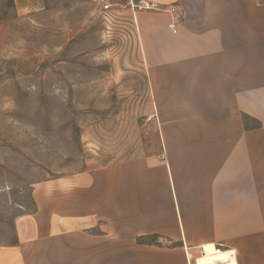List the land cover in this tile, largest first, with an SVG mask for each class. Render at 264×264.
<instances>
[{
    "label": "crops",
    "instance_id": "obj_1",
    "mask_svg": "<svg viewBox=\"0 0 264 264\" xmlns=\"http://www.w3.org/2000/svg\"><path fill=\"white\" fill-rule=\"evenodd\" d=\"M93 1L142 61L159 150L33 189L0 264H264V0Z\"/></svg>",
    "mask_w": 264,
    "mask_h": 264
},
{
    "label": "rangeland",
    "instance_id": "obj_2",
    "mask_svg": "<svg viewBox=\"0 0 264 264\" xmlns=\"http://www.w3.org/2000/svg\"><path fill=\"white\" fill-rule=\"evenodd\" d=\"M108 12L41 0L21 14L0 0V243L33 189L159 150L142 61Z\"/></svg>",
    "mask_w": 264,
    "mask_h": 264
},
{
    "label": "built area",
    "instance_id": "obj_3",
    "mask_svg": "<svg viewBox=\"0 0 264 264\" xmlns=\"http://www.w3.org/2000/svg\"><path fill=\"white\" fill-rule=\"evenodd\" d=\"M145 5L148 6V4H145ZM102 7H103V10L106 12V11H108L110 9V4L109 3H105V4H103ZM141 7L142 6H139V8H141ZM151 7H154V6H151ZM157 9H159V8H157ZM164 11H166L167 13H169L172 16V19H171L170 23L168 24V27H169V29H170V31L172 33H176V31H177V24L173 20V16L175 14V8L170 7L168 9H164ZM107 18H108V16L105 19H107Z\"/></svg>",
    "mask_w": 264,
    "mask_h": 264
}]
</instances>
